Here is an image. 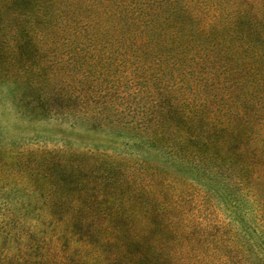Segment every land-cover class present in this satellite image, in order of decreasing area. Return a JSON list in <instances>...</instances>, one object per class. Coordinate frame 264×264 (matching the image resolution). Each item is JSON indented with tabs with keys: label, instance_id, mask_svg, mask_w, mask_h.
<instances>
[{
	"label": "trees",
	"instance_id": "trees-1",
	"mask_svg": "<svg viewBox=\"0 0 264 264\" xmlns=\"http://www.w3.org/2000/svg\"><path fill=\"white\" fill-rule=\"evenodd\" d=\"M0 62V264H207L219 210L264 227V0H0ZM43 118L51 147L1 140Z\"/></svg>",
	"mask_w": 264,
	"mask_h": 264
},
{
	"label": "rangeland",
	"instance_id": "rangeland-1",
	"mask_svg": "<svg viewBox=\"0 0 264 264\" xmlns=\"http://www.w3.org/2000/svg\"><path fill=\"white\" fill-rule=\"evenodd\" d=\"M16 67L6 66V62H0V79L3 78L6 70L11 71ZM4 79V78H3ZM7 115L3 116V119H7ZM26 120L25 125H16L15 128L10 129L8 132H3L2 141L15 140V146L18 148H35L37 146L51 147L58 137H65L67 132L64 131L60 123L43 118L41 121ZM34 131H38L39 134L34 136ZM79 141L82 143L88 142H103L104 138L99 132H83L79 136ZM111 152V149L109 150ZM250 219L252 215H247ZM216 219H221L227 222L226 230L229 228L236 234L235 243L226 244V253L222 258L216 260H210L207 264H264V227L252 226L249 224V220L246 223L242 221H230L229 218L222 214L219 210ZM255 221V220H254ZM227 234V231H226ZM237 249V250H236ZM238 251V254H235ZM241 255H243L241 257Z\"/></svg>",
	"mask_w": 264,
	"mask_h": 264
}]
</instances>
